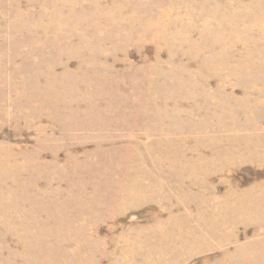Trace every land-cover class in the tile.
Listing matches in <instances>:
<instances>
[{
	"label": "rangeland",
	"instance_id": "rangeland-1",
	"mask_svg": "<svg viewBox=\"0 0 264 264\" xmlns=\"http://www.w3.org/2000/svg\"><path fill=\"white\" fill-rule=\"evenodd\" d=\"M1 163L0 264H264V0H0Z\"/></svg>",
	"mask_w": 264,
	"mask_h": 264
},
{
	"label": "bare ground",
	"instance_id": "bare-ground-1",
	"mask_svg": "<svg viewBox=\"0 0 264 264\" xmlns=\"http://www.w3.org/2000/svg\"><path fill=\"white\" fill-rule=\"evenodd\" d=\"M1 166L3 165H5L4 163H1L0 164ZM12 189V188H11ZM249 194H251V193H249ZM256 195H258L259 197H263L264 196V184L263 185H261L258 189H257V193H256ZM248 204H245V210L247 209V208H249V210L248 211H246V215H247V219H245V221L246 220H248V221H246L247 223H249V222H251V220H253L256 216H258L260 219H261V221H262V218H261V216L263 217L264 216V212L263 211H261L260 209L264 206V203L263 204H260V205H257V204H255V205H249V206H247ZM254 207V208H253ZM241 210H242V208H241ZM261 215V216H260ZM244 221V219H240V218H237V219H235V221H234V223L235 224H240V223H242ZM263 222V221H262ZM229 223H226L225 224V226H227ZM259 225H262L263 223H258ZM223 227H218L217 229H222ZM214 229H216L215 227H213V228H211L209 231H208V235H211V236H216V237H221L217 232H214ZM261 241H263L262 243H260V244H258L257 242H256V244H258V245H264V240H261Z\"/></svg>",
	"mask_w": 264,
	"mask_h": 264
}]
</instances>
